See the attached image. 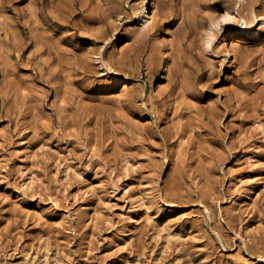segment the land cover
I'll return each mask as SVG.
<instances>
[{"label": "rangeland", "instance_id": "obj_1", "mask_svg": "<svg viewBox=\"0 0 264 264\" xmlns=\"http://www.w3.org/2000/svg\"><path fill=\"white\" fill-rule=\"evenodd\" d=\"M135 2L0 0V264H264V47L226 56V23L213 52L202 44L226 8L264 0H161L150 39L133 33ZM118 76L133 81L122 101ZM89 207L97 222H82Z\"/></svg>", "mask_w": 264, "mask_h": 264}, {"label": "bare ground", "instance_id": "obj_2", "mask_svg": "<svg viewBox=\"0 0 264 264\" xmlns=\"http://www.w3.org/2000/svg\"><path fill=\"white\" fill-rule=\"evenodd\" d=\"M240 1H243V0H240ZM240 7H241V5H240ZM133 13H134V16L136 19L135 26L133 27V33L135 35H139V34L143 33L144 31H146L145 37L147 39H150L151 37H153L156 34V32L158 30L159 23H160L159 16L161 15V0H136L135 4L133 5ZM211 22L212 23H211L210 27L208 29H206V31H204V35L202 38L203 39V43H202L203 48H204V50H207L208 52H213V44L219 37V31L218 30L223 29L222 23H226V24L230 25L231 34L235 33L236 30H238V32H239L238 35H235L234 37H232V39H230L229 44L226 43L225 39L221 40V42H219L218 47H220V48L224 47L225 48L224 52H225L226 56L234 55L237 52H239L242 48V44H245L246 40L250 37L254 38L255 40H258L261 44V47H264V10L261 13H255L252 10L251 15H244L240 11L231 10L229 8H226L224 13L220 14L217 18H214ZM101 32L105 33L102 30H101ZM105 34L107 35L109 33H105ZM170 36H171V29H167L166 36L162 40L159 41V47L160 48H163L165 45L172 47L173 39L170 38ZM109 39L110 38H107V40H109ZM225 45H227V46H225ZM91 48L92 47H89V49H91ZM93 54H95L98 59H101L103 65L108 70H111V71L116 73L117 71L124 69V68L118 69V68H116L117 67L116 65L114 66V65H112L111 62L106 61L105 58L102 56V49L101 48L97 49L95 52H93ZM165 59H166V55H165V53H162L161 54V64H160V70L162 71V75H161L162 79L165 77L163 75L164 70H165V65H164ZM121 65L126 66L125 63H121ZM122 80H124V82H122V85H120V88L117 89L116 91L112 92V95H111V97L115 98L118 101H122L123 98H127V96H129V94L131 93V87H132V83H133V81H131L130 79L124 78L121 76H118L115 82L116 83L121 82ZM162 84L163 83H161L157 86V89L152 92V95H154L156 93L159 94V90L161 89L160 87L163 86ZM180 144H183V142H181ZM177 150H178V148H177ZM30 151H31V149H30ZM180 151L181 150H178L177 152L181 153ZM38 157H39V155L34 151H32V153L28 155L29 159H34V160H36L35 158H38ZM57 160L59 162V166L64 165L65 175L68 176L72 170L71 166H69L65 163V162H67L68 159L58 158ZM250 163L252 166L255 165L254 162L250 161ZM125 167H126L127 172L131 171V169H135V166H133L129 160L126 161ZM136 168H137V166H136ZM18 171L21 173L20 175H22L23 177H28L30 174L28 172V169L25 168L24 166L23 167L21 166L18 169ZM241 179H243V178H241ZM29 180L32 183L34 181V178L32 176H29ZM246 180L247 179H245L244 181H246ZM103 184L104 183H102V181H100L99 179H93L92 181H89L87 183V185H86L87 189L85 190V193L89 194V195H91L93 193L95 194V190L97 188H100L99 186L102 187ZM132 187L133 186H131V185H127L123 188V191L125 192V194L129 195V198L132 200L133 204H135L136 206H144L145 210L148 213L150 211V208H151L150 201L148 199L149 193H147L144 189H141L142 187L141 188L139 187L138 190L132 191ZM259 193L260 192H258V191H254V194H252V195L255 196V194H256L258 196ZM242 204H243V201L239 204V207ZM237 209H238V206H236L233 209V211L237 212ZM208 214L211 216L210 210H208ZM99 216H100L99 213L93 207H89L88 210H85L83 212V214L81 216V220L84 223H89V222H93V221L97 222V220L99 219ZM141 217L142 216L137 217V215H129V217H128L129 223L131 225H135V223L140 222ZM169 217H170L169 218L170 220H175L177 218L182 219L183 216L180 217L179 214L177 213V214L170 215ZM149 219H150V217H149ZM170 220H169V222H170ZM169 234L171 235V232H169ZM172 236L173 237L176 236L178 238H181V235L174 234ZM157 264H160V263L157 262Z\"/></svg>", "mask_w": 264, "mask_h": 264}]
</instances>
